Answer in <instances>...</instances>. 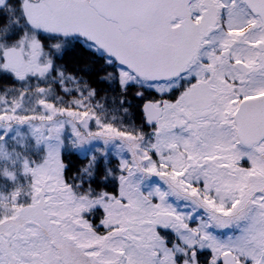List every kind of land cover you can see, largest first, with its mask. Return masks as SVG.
<instances>
[{"label": "snow or ice", "instance_id": "snow-or-ice-1", "mask_svg": "<svg viewBox=\"0 0 264 264\" xmlns=\"http://www.w3.org/2000/svg\"><path fill=\"white\" fill-rule=\"evenodd\" d=\"M33 79L45 114H0L49 133L26 190L3 172L0 264H264V0H0V80ZM49 79L114 88L132 124L58 106ZM97 136L121 141L115 164L74 155Z\"/></svg>", "mask_w": 264, "mask_h": 264}, {"label": "trees", "instance_id": "trees-1", "mask_svg": "<svg viewBox=\"0 0 264 264\" xmlns=\"http://www.w3.org/2000/svg\"><path fill=\"white\" fill-rule=\"evenodd\" d=\"M74 69H75V62L73 61L69 70H74ZM74 74L83 75L82 73L76 71H74ZM100 75H103V73H101ZM48 83L52 87V91L47 94L48 98L52 101H55V103L60 107H64V106L70 107L73 105L75 101L82 100V102L87 106V108L94 110L97 116L99 117V119L103 122L111 123L121 127L132 124V118L128 113L124 111V108L127 107V105H122L119 102L120 93L110 86H106L103 83L90 81L91 85L96 88V95L91 98H82L79 95V93L76 91L65 92L63 90V88L65 87L69 89H73L77 87L76 85H73V83L70 80H66L64 84H60V83H55L54 81L49 79ZM36 88H37V81L34 79L25 83H14L12 81L0 80V100L8 101L11 103L21 98L31 99L34 96H38L35 91ZM29 89H31V91ZM22 93L23 95H21ZM84 110L85 109H81V111ZM11 140H9L6 143L7 151L11 153H16ZM32 142L33 141H31V143ZM65 144L68 145L66 142ZM98 151L99 150L95 149L92 152V154L86 153L84 155H81L79 152L76 151L74 155L80 161L87 162L88 158L93 154L99 156L100 153H98ZM31 152H32L31 154H28L29 159L38 160L44 154L42 151L39 150L36 151V147L33 145L31 148ZM65 154L66 155L73 154L70 146L65 148ZM110 160L112 164H115V158L110 157ZM5 161H6L5 159L0 160L1 173L6 168L10 169V171H13L14 169H12L11 167L4 166ZM7 182L8 180L0 177V188H2L3 184ZM2 193L3 192L1 190V195Z\"/></svg>", "mask_w": 264, "mask_h": 264}, {"label": "rangeland", "instance_id": "rangeland-1", "mask_svg": "<svg viewBox=\"0 0 264 264\" xmlns=\"http://www.w3.org/2000/svg\"><path fill=\"white\" fill-rule=\"evenodd\" d=\"M40 97L38 96H34L31 99L28 98H21L19 100H16L14 102H8V101H4V100H0V114L3 113V110H10L12 107L19 105V114L20 115H33V114H37V115H43L44 110L41 109L38 106V100ZM60 120H64L65 121V125H64V140L65 142L68 144L69 140L71 138L72 135V131H71V127L69 126V124L67 123V118L66 117H56V122L59 123ZM91 123V128L93 131H96V124L95 122H90ZM44 122L39 121V120H34V121H28V122H23L20 123L18 121H11V122H7L5 121L3 124H0V128H4L7 127L10 129L9 135H8V141L11 140L12 145L14 146V150L16 152H20V158L16 157V153H11L7 151V146L5 147L4 151L8 152L12 159L11 160H6L4 162V166L5 167H11L12 169H14L13 171L17 173V175L19 176V183L23 184L25 186V190H26V186H27V180L23 175H19L20 171H21V163L20 160L23 159L24 157L29 158L28 154H31V148L32 145L36 147V151H42L44 153L45 151V144L47 143V141H45L43 139V137H47L49 135L48 131H47V127H44ZM40 128L41 131L43 132V137L41 138V142L39 143V145L37 144L36 139L33 137V132L35 129ZM40 133H37V135H39ZM105 140H107V144L105 143ZM7 141V142H8ZM31 141H33L31 143ZM91 142H88L87 140L83 142V146L80 147L77 152H79L81 155H84L86 153H90L92 154V152L97 149L99 150L98 153H100L101 151H107L109 158L113 157V153H120L122 151L123 145L121 144V141L119 139H111V138H107L104 136H97V137H93L90 138ZM53 143H55V141H52ZM21 145H23V147H21ZM99 146V147H97ZM71 147V146H70ZM124 155H127V153L125 152ZM3 159L2 156H0V160ZM16 160L17 162L14 164L12 161ZM4 170H9L8 168L4 169ZM1 173L0 170V177L3 178V172ZM153 183H159L158 179L153 177L151 181L146 180L145 181V191L148 190V188L151 187V185ZM13 188V185L11 183H9V181L7 183L3 184V187L0 188V214L5 213L8 210L9 207V201H8V195L11 192ZM1 190H2V195H1ZM182 203V202H181Z\"/></svg>", "mask_w": 264, "mask_h": 264}]
</instances>
